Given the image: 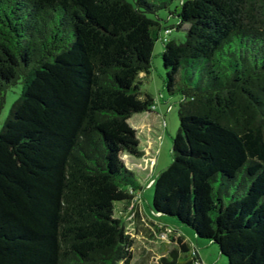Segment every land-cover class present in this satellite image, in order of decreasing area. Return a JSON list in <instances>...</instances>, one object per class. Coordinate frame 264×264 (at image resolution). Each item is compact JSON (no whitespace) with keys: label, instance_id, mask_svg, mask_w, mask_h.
I'll list each match as a JSON object with an SVG mask.
<instances>
[{"label":"trees","instance_id":"trees-1","mask_svg":"<svg viewBox=\"0 0 264 264\" xmlns=\"http://www.w3.org/2000/svg\"><path fill=\"white\" fill-rule=\"evenodd\" d=\"M172 1L0 0V107L22 83L0 128V264H131L143 183L124 155L144 154L130 118L155 106L159 38L181 99L151 202L177 246L156 264H207L180 228L264 264V0H181L168 26Z\"/></svg>","mask_w":264,"mask_h":264},{"label":"rangeland","instance_id":"rangeland-1","mask_svg":"<svg viewBox=\"0 0 264 264\" xmlns=\"http://www.w3.org/2000/svg\"><path fill=\"white\" fill-rule=\"evenodd\" d=\"M129 1L134 2L135 0H129ZM180 3H181V0H173L170 3L168 8L161 9L159 12H157V15L155 16L160 17L162 23L165 25L169 26V25L176 24L178 22V17L174 12L177 6L180 5ZM171 36H177L179 39H184L185 32L183 31V29H175L173 33L171 34ZM163 48H164L163 39L159 38L158 40H156L155 46H154V51L152 55V68L150 69L148 76H146L143 79L144 83H142L141 85L144 91H150L154 95L155 97L154 99L156 102L158 101V98L161 97L160 95L164 93V95H166L165 99L167 101L160 100L158 104H162L166 108L168 107L170 108L172 106L171 110L167 111V109H164L162 111V115L160 116V119L155 118L154 115H148L147 117V120H149L152 123V125H154V127H158L160 131L159 133L161 136L158 139L157 146H156L157 153H160V151L162 150L161 152L162 156H166L165 163H162V162L158 163L156 166V170L154 169L155 168V162H154L153 170L155 171L153 172L152 170V172L154 173L153 176H155L156 173L160 171V169H162L163 167H166L171 162L172 157H173L172 152H171L173 137L176 134L177 129L179 128L178 100L181 99V93L177 92L175 94H170L169 92L166 91L163 85L164 84V70H165L163 62H162ZM21 90H22V83L21 81H18L14 83L9 88V90L5 93L4 101L2 102V106L0 107V128L5 118L8 115L9 108H11L13 102L17 99L19 94H21ZM163 132L166 133L165 140L162 139ZM152 146L150 148L151 150L149 151L150 155H153L154 153V144ZM162 156L160 160L162 159ZM124 158L126 159L128 165L130 166H132L133 161L136 160L134 155H129V154L124 155ZM140 170L141 169H138L137 173H138L139 178L143 180L144 172L141 173ZM153 192H154L153 186H149L147 185L145 181H143V189L140 194L144 198L143 200L150 210H152L151 202L153 199ZM169 218H173V217H169ZM181 225L191 230L190 226L183 225V224ZM137 231L138 229H135V233ZM162 234H163L162 240L166 242L171 240V237L167 233L162 232ZM138 241H140V239ZM156 245H157V249L154 251L155 259L152 262H148L147 264H150V263L155 264L157 257L163 254V251H161V249H165L164 245H162L161 242L156 243ZM205 245H207V243ZM205 245H202L201 249L204 250V252H206L209 257L207 259V264H212V263L213 264H222V263L228 264V260H227L228 257L226 255L220 254L219 246L217 243H210V245H207V246ZM158 247H160L161 249ZM215 259H217L216 262H214ZM219 259H221V261L218 263ZM131 263L132 264H145L139 260L138 255L132 258Z\"/></svg>","mask_w":264,"mask_h":264},{"label":"crops","instance_id":"crops-1","mask_svg":"<svg viewBox=\"0 0 264 264\" xmlns=\"http://www.w3.org/2000/svg\"><path fill=\"white\" fill-rule=\"evenodd\" d=\"M140 75L144 76L145 73L142 72ZM160 96L161 97L158 98V101L157 102L155 101L154 107L142 112H135L130 118L131 123L134 125V127L138 132L140 145L144 151L143 155H141L140 157H135L136 160L133 161V165L131 167L135 169L136 173L138 169H141L140 170L141 173L144 172L143 180H141L140 178L139 179L142 183L143 181H145L149 186H152L154 178L156 176V175L153 176L154 174L153 172L156 170L157 164L160 162L165 163L166 161V156H162L161 154L162 150L160 151V153H157V149H156L158 139L161 136L159 133L160 132L159 128L154 127V125H152V123L149 120H147L148 115H154L155 118L160 119V116L162 115V111L164 109H167V111L171 110L172 106L170 108L169 107L166 108L164 105L158 104L160 100L167 101L165 99L166 95H164V93H162V95ZM165 138H166V133L163 132L162 139L165 140ZM153 144H154V153L153 155H150L149 151L151 150L150 148ZM161 156L162 159L160 160ZM154 162H155V168H154L155 170H153ZM143 199L144 198L140 194L139 198L135 202V205L131 209V211H129V208L126 209L125 207L126 205L124 204L121 207L119 206V210L125 208L127 212V217L125 219L126 224L128 228L131 230V233L136 240L133 247L134 256L138 255L139 260L142 263L147 264L148 262H152L155 259L154 251L157 249L156 243L161 242V244L164 245L165 249H161L160 247H158L161 249V251H163V254L160 256H163L167 254L171 248L177 246V240L172 238L170 241L167 242L162 240L160 234L162 231L160 228L164 226L163 225L164 223H169V222L167 219L158 218V216L155 215V213L148 208V206L145 204ZM135 229H138L136 233H135ZM179 231L181 232L184 240L190 243L195 242L198 244L199 253L204 258V262L207 263V259L209 257L207 253L201 249V246L206 244L205 241L196 239L193 236V234L189 230H186L185 228H180ZM139 239L140 241H138ZM207 245L210 244L207 243ZM217 259H215L214 262H216ZM220 261L221 259L218 260V263Z\"/></svg>","mask_w":264,"mask_h":264},{"label":"built area","instance_id":"built-area-1","mask_svg":"<svg viewBox=\"0 0 264 264\" xmlns=\"http://www.w3.org/2000/svg\"><path fill=\"white\" fill-rule=\"evenodd\" d=\"M133 205H131V207H132ZM130 207V208H131ZM128 231H130L131 232V230L128 228ZM163 232H165V233H167L168 235H169V233H168V231H163ZM161 234V237L163 236V234H162V232L160 233Z\"/></svg>","mask_w":264,"mask_h":264}]
</instances>
